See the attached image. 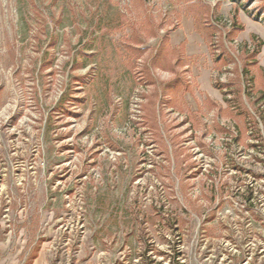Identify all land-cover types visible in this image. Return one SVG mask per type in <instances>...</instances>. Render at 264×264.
Wrapping results in <instances>:
<instances>
[{
    "label": "rangeland",
    "instance_id": "obj_1",
    "mask_svg": "<svg viewBox=\"0 0 264 264\" xmlns=\"http://www.w3.org/2000/svg\"><path fill=\"white\" fill-rule=\"evenodd\" d=\"M0 264H264V0H0Z\"/></svg>",
    "mask_w": 264,
    "mask_h": 264
},
{
    "label": "crops",
    "instance_id": "obj_2",
    "mask_svg": "<svg viewBox=\"0 0 264 264\" xmlns=\"http://www.w3.org/2000/svg\"><path fill=\"white\" fill-rule=\"evenodd\" d=\"M183 38H184V37H183ZM183 38H181V39H183ZM195 39H196V38L193 37L192 35L189 36V41H190L191 44H194V41H196ZM191 49L194 50V51L197 50V49H195V48H191Z\"/></svg>",
    "mask_w": 264,
    "mask_h": 264
},
{
    "label": "trees",
    "instance_id": "obj_3",
    "mask_svg": "<svg viewBox=\"0 0 264 264\" xmlns=\"http://www.w3.org/2000/svg\"><path fill=\"white\" fill-rule=\"evenodd\" d=\"M252 38L255 39V36L252 35ZM261 44H262V42L260 41V42L258 43V46H259V45L261 46Z\"/></svg>",
    "mask_w": 264,
    "mask_h": 264
}]
</instances>
